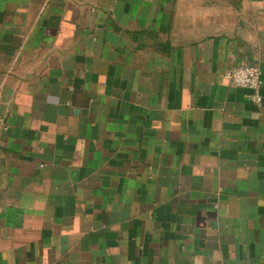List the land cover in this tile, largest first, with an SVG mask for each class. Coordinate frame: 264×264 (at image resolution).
<instances>
[{"label":"crops","instance_id":"obj_1","mask_svg":"<svg viewBox=\"0 0 264 264\" xmlns=\"http://www.w3.org/2000/svg\"><path fill=\"white\" fill-rule=\"evenodd\" d=\"M264 0H0V264H264Z\"/></svg>","mask_w":264,"mask_h":264},{"label":"built area","instance_id":"obj_2","mask_svg":"<svg viewBox=\"0 0 264 264\" xmlns=\"http://www.w3.org/2000/svg\"><path fill=\"white\" fill-rule=\"evenodd\" d=\"M262 69L257 64H243L225 72V79L233 86L249 91V99L261 105L264 102Z\"/></svg>","mask_w":264,"mask_h":264}]
</instances>
